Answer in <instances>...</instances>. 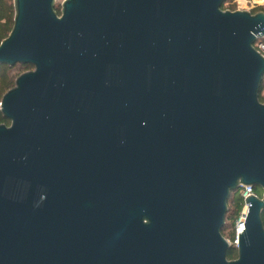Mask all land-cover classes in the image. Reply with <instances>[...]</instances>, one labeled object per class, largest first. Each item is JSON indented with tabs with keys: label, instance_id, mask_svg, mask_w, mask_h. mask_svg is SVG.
Wrapping results in <instances>:
<instances>
[{
	"label": "water",
	"instance_id": "1",
	"mask_svg": "<svg viewBox=\"0 0 264 264\" xmlns=\"http://www.w3.org/2000/svg\"><path fill=\"white\" fill-rule=\"evenodd\" d=\"M225 1L13 0L0 264H264V10Z\"/></svg>",
	"mask_w": 264,
	"mask_h": 264
},
{
	"label": "trees",
	"instance_id": "2",
	"mask_svg": "<svg viewBox=\"0 0 264 264\" xmlns=\"http://www.w3.org/2000/svg\"><path fill=\"white\" fill-rule=\"evenodd\" d=\"M227 1L229 0H226L225 2ZM232 1L233 3L231 4V6L227 8H230V10H235L236 8L235 1L234 0ZM222 8L224 9V4L222 5ZM56 9L58 13L60 14L61 13V3L58 1L56 3ZM260 10H264V6L257 7L256 9L252 10V12L255 13ZM14 14H15V10H14L13 0H0V42L4 38H6L8 34L10 33L13 23H14ZM21 65L25 66L26 70L32 68V65L30 64H21ZM14 67H10L6 64H0V102H1L3 95L15 85V79L19 75V74L16 75L15 73H13ZM263 92H264V80L262 82L260 95H259L260 101L264 103ZM0 123H6V124L10 123V121L3 116L1 111H0ZM228 206L229 208H228V212L226 215V220L230 219V226H231V224L235 221V219L237 218L242 208V199L240 196V190L233 192L231 194V197L228 201ZM263 218H264V212H263ZM234 256H235V252H234V249L232 248L231 251L229 252L228 257L233 258Z\"/></svg>",
	"mask_w": 264,
	"mask_h": 264
},
{
	"label": "built area",
	"instance_id": "3",
	"mask_svg": "<svg viewBox=\"0 0 264 264\" xmlns=\"http://www.w3.org/2000/svg\"><path fill=\"white\" fill-rule=\"evenodd\" d=\"M236 4H238L236 6L235 9L240 8L241 5L239 3V0H235ZM254 46L256 47V49L261 52L264 55V37H259L257 38ZM240 196L242 199V208L240 213L238 214L237 218L235 219V221L231 224L230 226V235L226 236V239L228 241V243L233 247H237L239 245V232L243 231V229H245V219L248 213V205L249 202H246V197L249 194L255 195V196H260L257 192V190L255 189V187L253 185H243L240 189Z\"/></svg>",
	"mask_w": 264,
	"mask_h": 264
},
{
	"label": "rangeland",
	"instance_id": "4",
	"mask_svg": "<svg viewBox=\"0 0 264 264\" xmlns=\"http://www.w3.org/2000/svg\"><path fill=\"white\" fill-rule=\"evenodd\" d=\"M58 2L61 3V1H58ZM242 2L243 3L241 5V7L237 8V9H244V10L252 11V10L256 9L257 7L264 6V0H243ZM232 3H233L232 0L224 2V9L226 10V8L231 6ZM237 5L238 4H236V2H235V6H237ZM227 9H230V8H227ZM13 69H14L13 73H15L16 75H18V74L20 75L23 72H25L27 70H30V69L26 70V67L21 65V64L15 65V67ZM263 95H264V92H263ZM257 192H258L259 195H262V190L261 189L258 190ZM226 221L227 222H226V225H225V228H224V235L229 236L230 235V219H227ZM231 259H233V258H231Z\"/></svg>",
	"mask_w": 264,
	"mask_h": 264
},
{
	"label": "flooded vegetation",
	"instance_id": "5",
	"mask_svg": "<svg viewBox=\"0 0 264 264\" xmlns=\"http://www.w3.org/2000/svg\"><path fill=\"white\" fill-rule=\"evenodd\" d=\"M255 189H256L257 191L260 190L259 187H255ZM263 222H264V218H263ZM222 233H223V235H224V230H223V229H222ZM224 237L226 238L225 235H224ZM239 242H240V241H239ZM238 247H239V245H238L237 247L233 248V249H234V252H235V256L233 257V259L238 258Z\"/></svg>",
	"mask_w": 264,
	"mask_h": 264
},
{
	"label": "bare ground",
	"instance_id": "6",
	"mask_svg": "<svg viewBox=\"0 0 264 264\" xmlns=\"http://www.w3.org/2000/svg\"><path fill=\"white\" fill-rule=\"evenodd\" d=\"M242 1H243V0H239L240 5H242V3H243Z\"/></svg>",
	"mask_w": 264,
	"mask_h": 264
}]
</instances>
